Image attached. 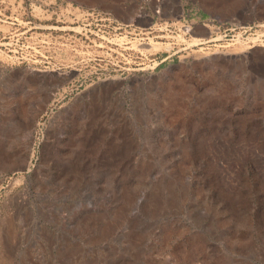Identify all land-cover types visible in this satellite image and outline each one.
<instances>
[{"label": "rangeland", "instance_id": "rangeland-1", "mask_svg": "<svg viewBox=\"0 0 264 264\" xmlns=\"http://www.w3.org/2000/svg\"><path fill=\"white\" fill-rule=\"evenodd\" d=\"M0 264H264V0H0Z\"/></svg>", "mask_w": 264, "mask_h": 264}, {"label": "bare ground", "instance_id": "bare-ground-1", "mask_svg": "<svg viewBox=\"0 0 264 264\" xmlns=\"http://www.w3.org/2000/svg\"><path fill=\"white\" fill-rule=\"evenodd\" d=\"M190 29V27H187V30ZM191 30V29H190Z\"/></svg>", "mask_w": 264, "mask_h": 264}]
</instances>
